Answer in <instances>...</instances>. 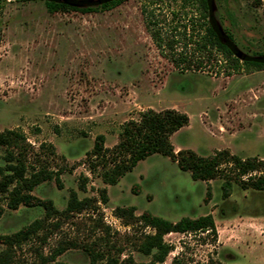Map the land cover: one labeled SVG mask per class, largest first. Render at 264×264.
<instances>
[{"label": "rangeland", "instance_id": "obj_1", "mask_svg": "<svg viewBox=\"0 0 264 264\" xmlns=\"http://www.w3.org/2000/svg\"><path fill=\"white\" fill-rule=\"evenodd\" d=\"M67 1L84 6L107 0ZM44 2L0 0V131L23 134L30 146L28 167H39L40 159L48 169L60 170L59 183L55 177L42 182L31 195L51 201L59 212L66 209L71 192L78 200L92 199L97 208L50 216L36 235L13 246L12 264H43L64 246L69 248L45 264H88L83 246L104 255L97 264L128 257L133 264H147L151 255L138 247L154 230L138 220L144 213L173 223L211 215L215 224V236L164 235L170 251L156 264H264V191L232 182L224 197L223 178L194 181L159 154L108 185L92 172L88 156L96 136L103 135L104 147L112 148L121 126L138 120L142 111L175 109L189 118L170 137L175 152L192 150L206 157L228 150L242 159L264 160V69L242 68L226 76L220 64L174 67L165 57L169 53L155 47L142 8L153 13L150 19L164 33L171 21L185 24L186 13L191 14L179 2L127 0L84 14L49 13ZM211 6L212 21L231 34L238 56L264 53V0H211ZM4 151L0 147V156ZM1 204L0 235L45 218L42 207L9 210L2 199ZM129 207L133 219L115 215L117 208ZM6 248L0 244V254Z\"/></svg>", "mask_w": 264, "mask_h": 264}, {"label": "trees", "instance_id": "obj_2", "mask_svg": "<svg viewBox=\"0 0 264 264\" xmlns=\"http://www.w3.org/2000/svg\"><path fill=\"white\" fill-rule=\"evenodd\" d=\"M127 0H107L99 5L78 6L67 0H45V7L49 13L55 12H80L91 13L106 11L119 6ZM147 4H156L164 0H145ZM179 2L181 8L189 7L191 14L186 13V23L171 21L169 33L164 32L158 25V21H152L153 13L142 8L146 19V28L152 38L155 47L160 52L169 53L166 59L176 68L189 69L194 66L201 69L206 65L220 64L225 75L229 76L240 69L262 70L264 69V53H256L253 57H240L237 55L231 43V34L224 33L212 21L211 0H166ZM173 17L177 13H172ZM208 66V67H209ZM189 118L185 113L175 109L154 111L147 109L140 113L138 120L125 122L118 134V142L110 149L104 147V136L95 138L94 146L88 154L90 169L96 172L104 184L115 185L126 173L132 171L136 164L154 154L169 157L181 171L190 173L194 181H209L223 178L222 190L224 197L228 196L232 182L243 189L264 191V160L257 158L242 159L231 154L228 150L215 151L209 156H199L192 150L174 151L170 137L180 128L188 125ZM46 145H41L40 150ZM0 147L4 148V155L0 156L3 162L0 164V217L5 208L17 210L20 206L42 207L45 218L39 219L21 230L10 234L0 235V244L6 246V251L0 254V264H12L11 249L28 241L43 228L45 220L50 216L69 215L81 213L84 210H96L94 201L89 198L78 200L74 192L70 193L67 207L64 211H57L52 202L42 201L31 195L34 187L42 182L55 177L59 183L60 170L52 171L46 165L37 163L39 167H28L26 157L30 146L25 143L22 133L5 130L0 131ZM47 150V149H46ZM48 153L53 154L52 147H48ZM29 168L31 170H29ZM100 168L99 171H97ZM60 186V185H59ZM83 189L84 186L81 185ZM102 201L106 203V191H101ZM134 208H117L115 215L119 218L124 215L133 219ZM145 226L154 230L153 234L145 235L144 241L138 247L139 252L151 255L152 260L147 264L162 263L170 251V247L163 242V236L168 233H201L209 232L215 236V224L211 215L198 218H181L173 223L163 218L144 213L138 217ZM130 222L127 221L128 225ZM69 247H58L42 263L54 261L55 257L62 254ZM83 252L89 257L88 264H97L104 255L93 248L83 246ZM175 261V260H174ZM54 264H67L54 262ZM108 264H133L131 257L118 262L113 260ZM174 264V263H172ZM208 264H223L209 261Z\"/></svg>", "mask_w": 264, "mask_h": 264}, {"label": "crops", "instance_id": "obj_3", "mask_svg": "<svg viewBox=\"0 0 264 264\" xmlns=\"http://www.w3.org/2000/svg\"><path fill=\"white\" fill-rule=\"evenodd\" d=\"M175 151H176V149H175Z\"/></svg>", "mask_w": 264, "mask_h": 264}]
</instances>
